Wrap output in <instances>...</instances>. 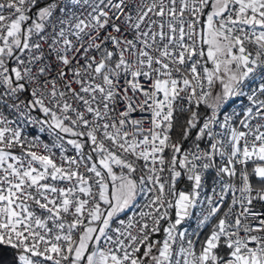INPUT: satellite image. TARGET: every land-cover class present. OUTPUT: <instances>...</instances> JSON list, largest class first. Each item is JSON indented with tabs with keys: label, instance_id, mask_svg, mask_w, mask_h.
<instances>
[{
	"label": "snow or ice",
	"instance_id": "snow-or-ice-1",
	"mask_svg": "<svg viewBox=\"0 0 264 264\" xmlns=\"http://www.w3.org/2000/svg\"><path fill=\"white\" fill-rule=\"evenodd\" d=\"M256 203L264 0H0V264H264Z\"/></svg>",
	"mask_w": 264,
	"mask_h": 264
},
{
	"label": "built area",
	"instance_id": "built-area-1",
	"mask_svg": "<svg viewBox=\"0 0 264 264\" xmlns=\"http://www.w3.org/2000/svg\"><path fill=\"white\" fill-rule=\"evenodd\" d=\"M137 115L139 116V115H147L146 113H144V114H141V113H137ZM145 127H148V125L147 124H145ZM26 131L28 132V134L29 135H37L38 133L36 132V130L34 129V128H31V127H29V128H27L26 129ZM173 138V137H172ZM42 139L43 140H48V137H47V135L45 134V135H43L42 136ZM177 139L176 138H173V141H176ZM192 146V144H190V145H184V148L185 149H187V148H190ZM203 146V145H202ZM187 181H186V179H181V181H180V183L177 185V187L178 188H180V189H183V188H185L186 186H187ZM255 210L256 211H264V205H262V204H260V203H256L255 204ZM130 215H131V213H129ZM123 218V217H122Z\"/></svg>",
	"mask_w": 264,
	"mask_h": 264
},
{
	"label": "trees",
	"instance_id": "trees-1",
	"mask_svg": "<svg viewBox=\"0 0 264 264\" xmlns=\"http://www.w3.org/2000/svg\"><path fill=\"white\" fill-rule=\"evenodd\" d=\"M183 119H184V117H182V116L179 117V119H178V121H177V127H176V129L171 133L172 137H173V138H176L177 140L180 139V137H179V135H178V132H179V124H180V122L183 121ZM194 139H195V130L192 132V134H191L189 140H188L186 143H184V145H190V144H192L193 141H194ZM11 255H12V251H11V249H5V250H4V259H5V260H9V259L11 258Z\"/></svg>",
	"mask_w": 264,
	"mask_h": 264
}]
</instances>
